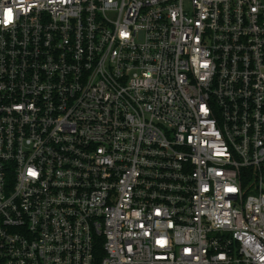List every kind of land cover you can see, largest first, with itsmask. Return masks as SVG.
Instances as JSON below:
<instances>
[{
  "label": "built area",
  "instance_id": "obj_1",
  "mask_svg": "<svg viewBox=\"0 0 264 264\" xmlns=\"http://www.w3.org/2000/svg\"><path fill=\"white\" fill-rule=\"evenodd\" d=\"M0 264H264V0H0Z\"/></svg>",
  "mask_w": 264,
  "mask_h": 264
},
{
  "label": "snow or ice",
  "instance_id": "obj_2",
  "mask_svg": "<svg viewBox=\"0 0 264 264\" xmlns=\"http://www.w3.org/2000/svg\"><path fill=\"white\" fill-rule=\"evenodd\" d=\"M12 20H13L12 9L10 7H6L5 8V19H4L3 23L5 24V26H7L9 23L12 22Z\"/></svg>",
  "mask_w": 264,
  "mask_h": 264
},
{
  "label": "trees",
  "instance_id": "obj_3",
  "mask_svg": "<svg viewBox=\"0 0 264 264\" xmlns=\"http://www.w3.org/2000/svg\"><path fill=\"white\" fill-rule=\"evenodd\" d=\"M101 256H102V250H99V251H98L97 260H99V259L101 258Z\"/></svg>",
  "mask_w": 264,
  "mask_h": 264
}]
</instances>
